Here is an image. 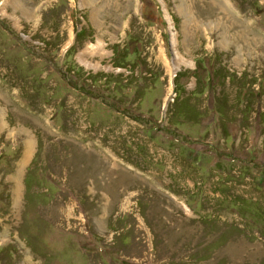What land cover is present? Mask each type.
Here are the masks:
<instances>
[{
	"label": "rangeland",
	"instance_id": "obj_1",
	"mask_svg": "<svg viewBox=\"0 0 264 264\" xmlns=\"http://www.w3.org/2000/svg\"><path fill=\"white\" fill-rule=\"evenodd\" d=\"M21 1L0 0V264H264V0H230L228 44L218 0Z\"/></svg>",
	"mask_w": 264,
	"mask_h": 264
},
{
	"label": "bare ground",
	"instance_id": "obj_2",
	"mask_svg": "<svg viewBox=\"0 0 264 264\" xmlns=\"http://www.w3.org/2000/svg\"><path fill=\"white\" fill-rule=\"evenodd\" d=\"M217 1V0H216ZM219 2H220V6H221V9L223 10V11H225L228 15L229 14H231V18H233V19H231V20H229V17L228 18H226V19H224V20H217V24H215L216 26H218V25H220L221 27H223V29H222V31L220 32L221 33V36H222V38H221V40H220V42L222 41H224L225 43H227L228 44V42H230V40H229V38H227V35H228V33H230V35H231V29H233L234 30V25L236 24V21H237V19L240 21V17H242L241 16V14L240 15H237V14H235L230 8V5H231V1L230 0H218ZM10 5V6H12L15 10H20L21 11V13L24 15V16H28V17H31V16H34L35 15V8H33V6L31 7V8H27V7H25L24 6V4H23V2L21 1V0H6V2H5V5H4V7H3V9L1 10V13H3V14H7V10H6V6L7 5ZM219 4V3H218ZM184 12H186L187 13V15H188V12H189V8L188 7H185V10H184ZM191 16V15H190ZM230 16V15H229ZM36 17V16H35ZM221 18H222V16H221ZM187 20H190V22H193V17L191 18V17H189ZM230 21V22H228V21ZM209 21V20H208ZM17 22H19V21H17ZM215 22V21H214ZM223 23H225V24H223ZM213 24V22H210V25H212ZM241 24V23H240ZM201 26V24H200V22H199V24H198V27H200ZM221 29V28H220ZM242 32L241 33H239V34H237V35H235L234 33H233V38H235V39H237L236 37H238L239 36V38H243V35H245V34H247L246 33V31H248L247 30V26L244 24V29L243 30H241ZM230 35H229V37H230ZM249 36V35H248ZM250 37V36H249ZM254 40H258L259 38L258 37H256V35H254ZM262 38V37H261ZM247 42V44L248 43H250L249 41H246ZM101 44H98V46H96V47H94V45H89L87 48H86V50H87V52L88 53H92L93 52V50H95L96 48H98V47H100L101 48V46H100ZM86 50H84V51H82L80 54H79V59H80V61H82V62H85V60L84 59H82L85 55V53H86ZM177 58H176V60L175 61H177V67H179L180 66V64L182 63V62H185V58L184 57H182L181 56V54L180 53H178L177 52ZM243 56V55H242ZM239 60H242L241 59V55H239L238 57H237ZM86 63V62H85ZM87 64V63H86ZM1 118V120L3 119V117H0ZM0 125L2 126V121H1V123H0ZM32 146H33V141L31 140V138H29V139H27V142H26V150H25V156H24V158L22 159V163H20V167L23 165V163H25L26 162V160L28 159V157L30 156V154H31V152H32ZM113 164V163H112ZM25 165V164H24ZM18 178V177H17ZM17 187H16V190L14 191L15 192V194L17 193L18 194V192H19V185L17 184L16 185Z\"/></svg>",
	"mask_w": 264,
	"mask_h": 264
}]
</instances>
